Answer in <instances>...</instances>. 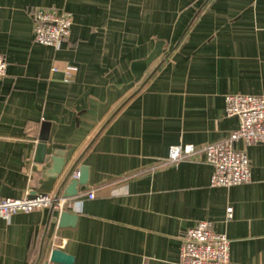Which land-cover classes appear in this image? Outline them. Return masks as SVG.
<instances>
[{
    "label": "crops",
    "instance_id": "0c3cea01",
    "mask_svg": "<svg viewBox=\"0 0 264 264\" xmlns=\"http://www.w3.org/2000/svg\"><path fill=\"white\" fill-rule=\"evenodd\" d=\"M38 7L72 15L59 49L34 42ZM0 54V198L69 197L81 169L71 198L94 194L67 208L71 225L48 208L0 219V264H65L54 249L71 264H177L201 220L233 263L264 264V144H235L251 181L228 188L210 186L201 153L167 161L238 127L227 94L264 95V0H0Z\"/></svg>",
    "mask_w": 264,
    "mask_h": 264
},
{
    "label": "built area",
    "instance_id": "2783aa9c",
    "mask_svg": "<svg viewBox=\"0 0 264 264\" xmlns=\"http://www.w3.org/2000/svg\"><path fill=\"white\" fill-rule=\"evenodd\" d=\"M33 39L38 45L59 49L68 39L72 26L69 12L54 8H35L31 14ZM7 62L0 54V80L6 75ZM67 78L70 70L66 72ZM225 115L238 118V127L224 140L206 144L200 149L192 145H175L168 150L167 161L204 155V162L212 166L211 187H232L251 181L250 163L245 149H236L235 144L244 146L264 144V95L227 94L224 97ZM77 179L79 174L74 173ZM29 192L23 198H0V219L8 221L16 213H30L48 208L61 214L70 208L75 198L93 199V192L75 198ZM232 217V208L226 210V218ZM230 242L224 234L214 232L209 221H198L181 237L177 264H235L230 260ZM150 264V263H144Z\"/></svg>",
    "mask_w": 264,
    "mask_h": 264
},
{
    "label": "water",
    "instance_id": "95a60500",
    "mask_svg": "<svg viewBox=\"0 0 264 264\" xmlns=\"http://www.w3.org/2000/svg\"><path fill=\"white\" fill-rule=\"evenodd\" d=\"M48 131H49V124L43 123L41 128V134L39 136V144L37 146V161L42 163L45 157V147L46 142L48 140ZM54 162H60L59 160H55ZM61 171V168H55L54 172L59 173ZM87 179V173L84 169H81L79 171L78 179L73 181L70 186L67 189V195L69 197L76 196L77 194V187L80 185L85 184ZM34 197V194H31L29 198ZM76 216L72 215L68 212H63L60 215L59 218V226L65 225V223H69L70 225L73 224L75 221ZM51 262H57V263H65V264H71L73 259L72 257L66 255L65 253L61 252L58 249H54L51 251L50 259Z\"/></svg>",
    "mask_w": 264,
    "mask_h": 264
}]
</instances>
